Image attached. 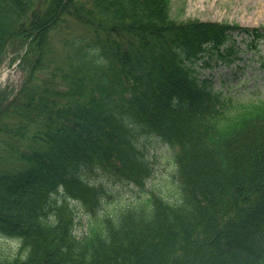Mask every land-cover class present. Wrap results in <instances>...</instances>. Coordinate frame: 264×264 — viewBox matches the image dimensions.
<instances>
[{"label": "trees", "instance_id": "obj_1", "mask_svg": "<svg viewBox=\"0 0 264 264\" xmlns=\"http://www.w3.org/2000/svg\"><path fill=\"white\" fill-rule=\"evenodd\" d=\"M170 5L0 0V55L14 38L33 55L0 99V236L21 243L0 264H264V100L199 75L239 49L234 33L253 49L264 26L177 20ZM66 17L84 31L64 34ZM149 140L172 149L170 200L145 188ZM100 171L144 189L77 235L52 197L96 212Z\"/></svg>", "mask_w": 264, "mask_h": 264}, {"label": "rangeland", "instance_id": "obj_2", "mask_svg": "<svg viewBox=\"0 0 264 264\" xmlns=\"http://www.w3.org/2000/svg\"><path fill=\"white\" fill-rule=\"evenodd\" d=\"M171 14L178 20L199 19L218 22L237 23L244 27H263L264 26V0H171ZM70 28L63 31L67 34L70 31L81 33L83 27L79 21L72 17H66ZM72 28V29H71ZM233 35L237 36L236 33ZM239 38V37H236ZM240 39V38H239ZM22 40L14 38L10 40L0 55V89L9 86L8 89L16 90L18 84L23 79L24 70L18 69L13 73V64L27 47L23 46ZM57 46V42H55ZM258 48V49H257ZM257 48L262 58V64L256 61L258 56H251L250 50L241 49L237 51V57L230 65L218 63L213 68L203 69L204 73L210 70L214 74V88L229 87V92L239 97H257L264 99V41L257 44ZM25 58L22 60L25 65L29 58L33 59L31 52L26 51ZM14 60V61H13ZM31 64V63H30ZM29 64V66H30ZM236 64V65H234ZM27 65V73L29 72ZM26 73V75H27ZM8 77V83L5 78ZM152 146L148 147L146 155L151 154L153 173L146 183L148 189H152L165 198H172L178 193L177 173L168 157L170 148L162 142L149 140ZM107 191L109 200L103 202L96 212H92L91 203H78L67 199L62 193H58L54 198L56 205H66L72 210L73 221L75 223V233L81 234L88 228L92 218L99 216L102 212L114 213L122 208L129 200L141 190L123 182L113 183L106 181V176L101 177ZM101 210V211H100ZM100 211V212H99ZM17 249V243L12 239L0 237V253L11 255Z\"/></svg>", "mask_w": 264, "mask_h": 264}]
</instances>
